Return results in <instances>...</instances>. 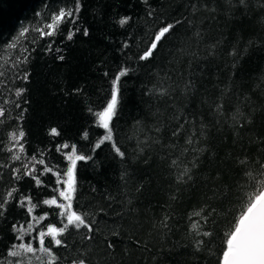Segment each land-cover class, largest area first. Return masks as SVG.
I'll list each match as a JSON object with an SVG mask.
<instances>
[{
    "label": "trees",
    "instance_id": "16d2710c",
    "mask_svg": "<svg viewBox=\"0 0 264 264\" xmlns=\"http://www.w3.org/2000/svg\"><path fill=\"white\" fill-rule=\"evenodd\" d=\"M62 2L74 5V0ZM208 2L211 6V0ZM44 3L45 0H0V45L11 40L22 26L34 24L35 14L42 10ZM49 3L52 10H56L58 0H49ZM80 3L77 20L79 31L72 40L65 38L68 26L64 25L61 34L38 40L34 45L36 50L32 52L30 62L24 66L30 73L28 81L16 80L10 85L12 89L25 88L23 96L18 99L14 91L0 86V107L6 109V115L0 117V163L19 167V162L11 161V153L7 149L11 147V134L20 129L25 132L21 142L27 156L43 152L49 166H66L64 156L56 151V147L64 143L76 144L78 151L93 155L92 161L78 162L80 203L92 210L104 207L109 215L99 218L107 222V227L103 228L95 241L79 243L81 250L91 248L88 253L90 264H206L208 254L195 253L191 246L188 237L191 221L188 216L205 202L219 204L218 211L225 212L236 204L234 196L227 190V186L239 174L234 158L242 151L255 156L258 149L264 147L259 143H249L250 139L264 138V92L260 90L264 88V83H260L264 76V28L258 23L262 10L253 5L246 14L239 8L226 13L222 0H216V19L209 20L207 12L201 11L195 17L191 15V0H80ZM150 11L151 17L148 15ZM123 17L130 20L121 27L119 20ZM184 17L193 20L204 33L203 41L197 43L193 37L196 29L189 28L185 21L177 26L175 35L154 60H137V55L145 47L142 42L145 33L154 31V22L159 19L174 22ZM85 29L87 35H84ZM51 40L55 41L52 51H47ZM125 41L130 45V51L122 50ZM217 41L220 44L215 54L209 56V46ZM233 46L240 50L235 69L232 68L233 57L228 55ZM56 48L60 51H55ZM61 55L63 60L58 59ZM125 63L134 71L122 78L120 115L115 122V138L126 153V161L121 162L107 143L94 154L91 153V146L104 134V130L97 126L96 118L88 108L102 107L111 77ZM233 71L234 90L241 95L239 101L233 96L230 104H226L229 108L226 114L230 116L240 102L241 110L253 121L247 129L240 130V137L229 126L230 120L228 124L217 126L207 106L201 103L205 96L215 99L218 89L214 86L223 88L229 83ZM106 72L108 76L104 75ZM165 73L181 88L185 80H195L198 92L185 98L178 88L174 103L197 118L203 114L204 121L210 125L206 142L189 146L206 150L199 154L198 167L193 169V181L180 185L178 191L175 170L169 167V163L179 149L164 158L169 152L168 148L141 144L144 151L137 154V142L144 141L146 136L156 137L158 134L153 126L157 120L168 124L173 112L169 106L173 101L165 104L146 94ZM190 73L193 74L191 77ZM169 83L164 80V87ZM257 84H260V88L256 87ZM77 89L80 91L77 92ZM243 94L251 97L254 110L243 107ZM13 101L21 107L16 108ZM157 107L162 116H153ZM22 110H26L23 111V119L18 120L17 116ZM137 121H140L139 125ZM52 128L57 129L58 136L49 134ZM85 131L88 132L87 139L83 138ZM159 135L164 145L175 142L170 128H165ZM179 144L185 146L183 137ZM196 155L190 151L182 159L187 163ZM125 170L126 182L121 179V173ZM0 171L4 173V179L0 180V196L14 185L19 187L21 193H30L33 202L52 195L48 187L36 188L30 177H25L17 185L11 179V168ZM217 173L219 180L214 179ZM43 180L45 185H50L54 184L55 177L49 173ZM221 186L224 190L219 198L206 201V197H213V190L220 191ZM106 195L114 197V201L106 200ZM172 195H176L177 199H170ZM109 203L111 207H108ZM236 208L238 215V204ZM45 210L52 211L42 205L35 214H42ZM165 213L170 216L167 229L159 223ZM24 219L25 210L16 207L14 202L0 218V260L4 259L7 247L14 242L13 224ZM50 219L54 220L53 217ZM221 219V216H217L218 224ZM206 227L212 229L213 226ZM112 231H118L119 236H112ZM105 235L115 244V248L107 247ZM219 246L220 237H217L212 247L218 249ZM61 254L67 255L63 251ZM212 260L215 264L216 257H212Z\"/></svg>",
    "mask_w": 264,
    "mask_h": 264
},
{
    "label": "snow or ice",
    "instance_id": "6c2138e0",
    "mask_svg": "<svg viewBox=\"0 0 264 264\" xmlns=\"http://www.w3.org/2000/svg\"><path fill=\"white\" fill-rule=\"evenodd\" d=\"M222 3L225 5L226 13H232L239 8L243 9L246 14L255 5L262 10L258 23L264 28V0H222ZM189 7L193 17L203 11L209 13L207 19H216L218 11L216 0H211V6L208 0H191ZM55 8L56 10H52L49 0H45L42 10L35 14V23L27 27L22 26L11 40L0 45V86H3L7 91H14L18 99L23 96L26 89L19 87L12 89L10 85H13L16 80L28 81L30 73L25 70L24 66L30 62L31 54L36 50L34 45L38 43V40L53 38L61 34L64 25L68 26L65 37L67 40H72L76 32L79 31L77 20L81 10L80 0H74V5H65L62 0H58ZM148 15L151 17L152 12L150 11ZM129 20V17H123L119 20V25L123 27L129 23ZM185 21L189 28L196 29L193 32V37L197 43L203 41L204 33L193 20L187 17L177 19L174 22L159 19L153 24L154 31L149 30L145 33V39L142 41L145 47L137 55V60L143 62L154 60L165 44L175 35L177 26ZM33 33L35 35H32ZM87 34L88 32L85 29L84 35ZM54 42V40H51L48 43L47 51H52ZM219 44L220 41H217L209 46V56L215 54ZM124 49L130 51V45L127 41L122 46V50ZM55 51L59 52L60 49L56 48ZM228 55L233 57L232 68L235 69L237 66L236 61L240 59V50L233 46ZM58 59L63 60L64 57L61 55ZM132 71H134L132 67L126 63L122 64L110 79V87L107 96L103 98L102 107L100 109L88 108L89 113L96 118L97 126L104 130V134L91 146V153L93 154L107 143L115 157H118L121 162L126 161V153L121 149L115 138V122L120 115L122 78L128 76ZM104 75L108 76L109 74L106 72ZM157 75L159 76V73ZM192 75L190 73V77ZM234 77L235 71L232 72L229 83L223 88H219L218 85L214 86L218 89V95L215 99L205 96L201 103L207 106L217 126L228 124L230 120L229 126L237 132V137H240V130L247 129L253 121L247 118L241 110L240 102L236 104L235 111H232L230 116L226 114L229 112L226 104H230L233 96L239 101L241 95V93L234 90ZM164 80L170 82L167 87H164ZM260 83H264V76L261 77ZM256 87L260 88V84H257ZM178 88L185 98L198 92L194 79L185 80L181 88L168 73H165L163 77L158 79L156 84H153L152 88L148 89L146 94L154 96L159 102L167 104L168 101H173L169 105L173 108V112L169 117L168 124L157 120L153 126V130L158 134L156 137L146 136L144 141L137 142L138 155L144 151V147L140 146L141 144L147 147L160 145L161 149L168 148L169 152L164 158H168L174 150L179 149V152L169 163V167L175 170L174 179L177 191L180 185H188L189 182L193 181V169L198 167L199 154L206 150L202 147L189 146L206 142L210 127L204 121L203 114L197 118V116L185 112L183 108L176 107L174 94ZM260 90L264 92V88H260ZM76 91L79 92L80 90L77 89ZM4 102L7 103V101ZM24 102L27 103V101ZM13 104L16 108L21 107L15 101H13ZM242 105L253 110L255 108L251 97L247 94H243ZM23 111L26 110L21 111L17 116L18 120L23 119ZM5 115L6 109L0 107V117ZM157 115H163L159 107L153 113V116ZM136 124L139 125L140 121H137ZM165 128L171 129V137L175 141L174 143L168 145L161 143L162 137L159 134ZM49 134L58 136L59 132L56 128H52ZM24 137L25 132L22 129L13 132L10 137L11 147L7 149L11 153V161L13 163L19 162V167L0 163V169L11 168V179L17 185L25 177H30L36 188L48 187L52 195L42 201L33 202L30 193H21L19 187L14 185L7 189L3 196H0V218L4 217L8 206L13 202L16 207L25 210V219L17 221L12 226L14 242L7 247L6 255L4 259L0 260V264H90L88 253L91 248L81 250L79 243L95 241L97 235L103 231V228L107 227V222L99 218L109 215L104 207L92 210L80 203L81 193L77 177L78 162L92 161L93 155H85L78 151L76 144L64 143L58 145L56 151L64 156L67 162L66 166L63 168L59 165L49 166L43 152L33 153L31 157L27 156L25 146L21 142ZM181 137L184 139L185 146L179 144ZM83 138H88L87 131L83 133ZM236 142L238 141H234V143ZM249 143L264 145V138L250 139ZM65 149H70V151L65 152ZM190 151L197 153V155L186 163L182 157ZM234 162L239 169V174L233 183L227 186V190L232 193L236 204L239 205L238 215L236 214V204H233L225 212L223 210L218 211L219 204L205 202L199 210L193 211L188 216L191 221L188 237L195 253L206 252L208 254L206 264H213L212 257H216L215 264H264V147L259 148L255 156L249 155L247 151H242L235 156ZM37 166H40V168L38 169ZM49 173L55 177V181L54 184L45 185L43 177ZM126 176L127 171L125 170L121 173V179L125 180ZM3 179L4 173L0 171V180ZM214 179H220L219 173ZM139 190L137 189V191ZM223 190V186H221L220 191L214 189L213 197H206V201L218 199L220 192ZM92 191L95 192V188ZM104 198L110 202L114 201V197L111 195H106ZM170 199L175 200L177 197L172 195ZM42 205L51 208V213L45 210L42 214H35L36 210ZM108 207H111V203ZM217 216L222 217L219 224L217 223ZM50 217H53L54 220ZM194 217L197 219H194ZM169 219L170 216L165 213L163 219L159 221L161 227L169 228ZM45 221H47L46 224ZM207 225H212V229L207 228ZM222 229L224 230L221 236ZM111 235L119 236V232L112 231ZM217 237H220V246L218 249H214L212 242ZM104 239L107 241L109 249L115 248V244L109 241L106 235ZM15 241H19V243ZM62 251L67 255H62Z\"/></svg>",
    "mask_w": 264,
    "mask_h": 264
}]
</instances>
